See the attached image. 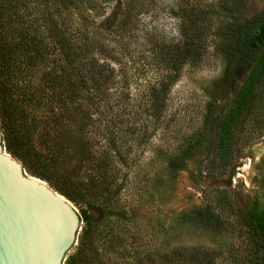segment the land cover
Segmentation results:
<instances>
[{
	"label": "trees",
	"instance_id": "trees-1",
	"mask_svg": "<svg viewBox=\"0 0 264 264\" xmlns=\"http://www.w3.org/2000/svg\"><path fill=\"white\" fill-rule=\"evenodd\" d=\"M53 1V10L48 7L23 20L27 0H0V128L6 151L28 174L83 207L86 230L77 264H218L222 257L226 264H264V208L257 196L242 204L221 188L213 191L210 202L184 211L182 219L206 234L232 237L226 250L189 244L163 252L151 247L137 251L132 243L125 245L122 218L109 212L123 189L121 169L127 165V153L117 142L125 101L119 69L107 60L116 66L119 62L105 53L106 44L101 36L96 38V31H130L139 13L132 12L133 0L125 10L118 0L110 15L97 23L88 18L71 22L64 11L79 8L81 0ZM31 13H37L36 4ZM178 17L180 39L162 43L155 56L165 73L147 92L144 106L139 105L153 124L162 120L167 93L182 66L199 63L207 49L211 19L197 5L179 9ZM263 25L264 16L244 25L227 13V21L219 26L221 81L232 88L226 108L210 123L219 169L228 165L237 129L248 122L260 128L264 123ZM145 128L142 123L140 139ZM187 155L168 157L166 169L177 174ZM111 216L118 217L110 221Z\"/></svg>",
	"mask_w": 264,
	"mask_h": 264
},
{
	"label": "rangeland",
	"instance_id": "rangeland-1",
	"mask_svg": "<svg viewBox=\"0 0 264 264\" xmlns=\"http://www.w3.org/2000/svg\"><path fill=\"white\" fill-rule=\"evenodd\" d=\"M116 1L81 0L87 9L82 5L70 8L64 11V16L71 22L88 18L97 23L110 15ZM127 2L123 0L122 10ZM133 3L132 12L139 14L130 31H96V38L101 36L106 44L105 53L116 56L119 62L116 66L107 60L114 69H119V91L125 101L117 142L127 153V165L121 169V175L125 174L123 189L115 208H109V212H117L122 218L120 227L127 236L125 245L132 243L137 251L151 247L163 252L172 246L189 244L226 250L233 243L232 237L206 234L184 224L182 217L191 206L210 202L217 188L230 190L242 204L257 196L259 207L264 208V123H259L263 125L260 128L248 122L237 129L225 169L217 167L215 132L210 125L212 116L226 108L232 97V88L221 81L224 62L217 50L219 26L227 21V13L244 25L264 16V0H133ZM35 4L37 13H31ZM192 5H197L211 19L206 31L207 49L199 63L182 66L167 93L162 120L153 124L139 105L144 106L147 92L165 73L155 56L162 43L180 39L179 9L188 10ZM26 6L23 20L38 16L48 7L53 10L54 1L42 0L37 4L36 0H27ZM10 17L14 20L13 14ZM261 33L264 34V25ZM142 123L146 124V135L140 139ZM102 143L106 145V141ZM181 153H188L185 167L172 175L166 169V160ZM73 206L80 214L83 207ZM91 213L98 216L95 210ZM118 216H111L110 221ZM81 223L84 225L82 219ZM222 258L218 264H226Z\"/></svg>",
	"mask_w": 264,
	"mask_h": 264
},
{
	"label": "water",
	"instance_id": "water-1",
	"mask_svg": "<svg viewBox=\"0 0 264 264\" xmlns=\"http://www.w3.org/2000/svg\"><path fill=\"white\" fill-rule=\"evenodd\" d=\"M85 230L68 199L6 152L0 132V264H77Z\"/></svg>",
	"mask_w": 264,
	"mask_h": 264
},
{
	"label": "bare ground",
	"instance_id": "bare-ground-1",
	"mask_svg": "<svg viewBox=\"0 0 264 264\" xmlns=\"http://www.w3.org/2000/svg\"><path fill=\"white\" fill-rule=\"evenodd\" d=\"M247 168V167H246Z\"/></svg>",
	"mask_w": 264,
	"mask_h": 264
}]
</instances>
